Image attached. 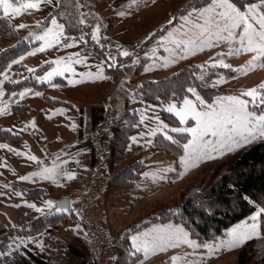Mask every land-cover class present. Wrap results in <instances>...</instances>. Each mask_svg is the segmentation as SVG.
<instances>
[{"label": "rangeland", "instance_id": "rangeland-1", "mask_svg": "<svg viewBox=\"0 0 264 264\" xmlns=\"http://www.w3.org/2000/svg\"><path fill=\"white\" fill-rule=\"evenodd\" d=\"M81 1L77 18L92 24V49L83 48L88 44L85 39L73 41L64 32L60 18L67 17L66 3L0 0V19L9 29L0 24V53L27 39L38 40L27 51L22 50L23 54L5 62L0 73V95L5 94L3 83L7 80L46 84L38 92H30L31 88L18 92L16 101L27 106L25 114L5 110L9 103L0 100V124L9 125L8 129L23 137L17 147L22 149L21 155L16 149L0 161V239L11 236L10 229L27 218L57 213V188L46 194L45 189L35 188V180H53L51 167L64 155L57 154L59 137L64 148L81 135L79 141L93 137L95 156L88 170L81 165L80 180H93L90 187L95 197L105 186L111 201L101 211L106 210V222L114 233L122 230L110 237H102L105 233L98 232L100 229L89 231L87 239L92 244L97 242L95 233L101 237L100 246L91 248V255L97 258L95 264H107L121 255L118 244L127 232L128 246L139 255L133 264H235L243 245L259 237V211L206 242L191 237L179 223L161 221L158 213L170 211L192 192L204 190L213 182L211 175L226 160L248 144L264 140V49L250 50L252 45L264 43V0H242L240 5L233 0ZM119 58H129L134 67L124 69L117 80L106 67L111 65L113 70ZM189 67L218 71L205 85L222 90L220 94L200 104L196 93L179 102L155 103L141 97L142 83L161 80ZM114 87L116 95H121L113 104L109 95L114 97ZM45 96L66 104H50ZM112 107L117 111L135 109L140 123L128 136L122 164L140 160L144 166L123 203L106 189L118 163L109 159L110 127L104 124ZM102 111L103 119L91 124L90 131L89 115ZM166 115L176 118L179 126L173 127L175 130L189 134L180 155L150 150L154 136L167 128ZM9 181L15 191L6 186ZM24 187L42 192L27 195L35 198L32 210L36 214H25L26 202L21 204L23 209L20 206L16 194L22 196ZM67 196L68 219L40 232L43 240L47 236L68 240L73 232L77 235V226H89L83 214L75 212L77 208L85 210L87 195L83 193L77 202V192ZM10 207H15L17 213L10 212ZM93 219L92 226H102L103 218ZM132 234L137 250L129 240ZM49 245L57 253V246Z\"/></svg>", "mask_w": 264, "mask_h": 264}, {"label": "trees", "instance_id": "trees-1", "mask_svg": "<svg viewBox=\"0 0 264 264\" xmlns=\"http://www.w3.org/2000/svg\"><path fill=\"white\" fill-rule=\"evenodd\" d=\"M81 2V0H60V4L66 3L68 6L66 9L67 17L60 18V21L64 32L73 41L85 39L88 44L83 48L92 49L93 45L89 43L92 24L79 21L77 18L78 11L82 8ZM233 2L240 5L242 0H233ZM261 10L264 14V9L261 8ZM0 24L1 27H6L9 30L7 22L1 20ZM26 41L11 46V48L0 53V73L15 56L23 54L24 51L38 43V40L27 39ZM117 60L119 63L117 67L112 70L110 65L106 67V70L112 77H117L116 79L119 80L117 75L121 74L124 69L134 66L129 58ZM219 71H223V69L219 68ZM213 73L219 72L211 68L201 70L199 67L183 68L161 80H150L142 83L139 87V93L144 100L155 103L166 100L179 102L185 96L192 94V96L198 94L197 102L199 104L201 101L209 102L222 91L205 85L215 77ZM45 85L44 82L34 84V82L29 83L22 79L15 82L7 80L4 82L5 101L9 103L11 111L21 115L25 114L24 111L27 106L25 104L18 105L16 101L18 92L23 88H31L30 92H33L32 90L39 91ZM113 89H115L113 91L115 95L114 97L109 95V99L114 104L121 93L118 92L119 95L117 96L118 90L116 91V87ZM45 100L53 105L66 104V102L48 96H45ZM166 116L167 128L154 136L150 143V150L180 155L189 139V134L187 131L175 130L173 127L179 126L176 118L171 115ZM104 122L110 127L109 159L121 162L122 150L128 141L129 134L139 127L138 111L135 109L117 111L116 108L112 107L106 114ZM21 139L20 134L0 128V143H17ZM115 166L118 167L113 171L106 189L111 192L110 194L117 196L119 203H123L127 200L131 187L140 177L144 164L140 160H134L120 165L117 163ZM211 176L213 182L204 187V190L192 192L190 197L170 211L159 212V219L161 221L170 219L179 223L191 237L199 242H206L218 238L229 227L259 211L257 219L259 237L249 240L243 245L235 264H264V140L255 141L245 146L238 154L226 160ZM21 190L29 196H34L37 192L42 193L38 189L25 190L21 188ZM69 214L68 208L65 210L58 209L57 213L51 212L34 218H27L19 226L10 229L9 233H12L11 235L35 236L53 226L54 223L57 225L63 223L65 219H68ZM127 234L128 232L122 234L120 245L118 244L122 249L121 255L111 259L107 264H133L139 258V255L135 254L134 250L128 246ZM49 244L57 246V253L52 251L53 248ZM66 245L67 240L60 238L55 240L47 236L41 242L40 247L45 263L60 264ZM157 264L164 263L158 262Z\"/></svg>", "mask_w": 264, "mask_h": 264}, {"label": "crops", "instance_id": "crops-1", "mask_svg": "<svg viewBox=\"0 0 264 264\" xmlns=\"http://www.w3.org/2000/svg\"><path fill=\"white\" fill-rule=\"evenodd\" d=\"M222 24H223L222 21H220L219 25H222ZM200 25L201 26L205 25V22L203 24H199V27ZM234 40L235 39H233V41ZM215 46L217 48V45ZM239 47H243V46L241 45ZM242 49L244 50V48ZM253 49L255 51L258 50L259 52H262L264 49V43H261L259 47L258 46L254 47L252 45V48L250 50L254 51ZM3 88H4V83H3ZM0 100H4V101L6 100L5 94L3 95L2 93L0 95ZM4 106H1V108H2V112L5 114ZM7 106L8 108L5 110L11 111V109L9 108V105ZM12 112L14 111H11V113ZM94 115L95 116L89 115V118L91 119L90 124H89L90 131H91V124L96 125L97 123H99L104 117V112L103 111L97 112ZM17 122H19V120ZM7 126L9 125L0 124V128L7 129L12 132V130L8 129ZM37 126L38 124L36 125V127ZM37 128H40V127L38 126ZM108 134L109 133H107V136ZM79 138L77 139V141L69 145L67 144L68 146L66 145V147L62 148L60 144L63 139L59 137L58 140L60 142L57 146V154L63 153L64 155L63 156L60 155L62 156V158L59 159L58 163L55 164L53 168L51 167V177L53 178V180H44V179L35 180V184H34L35 188L45 189L47 191L46 194H49L48 193L49 189L51 190V189L57 188V200L65 198L69 201L67 194H74V192H77L78 197H76L75 199V201L77 202L79 201L83 193L87 195L86 196L87 204H86L85 210L83 211L77 208L75 212L78 214H83V217H85V220L88 221L87 223L89 226L87 227L77 226L75 230V232H77V235H75V233L73 232L71 237H69V239L67 240V245L61 257L60 264H95L94 261L97 258L91 255V248H92V245H94V247L100 246L98 244V241L101 239V237H99L98 233H95L96 239L95 238L94 239L97 242L93 241V244H92V241L90 239H87L89 237L88 236L89 231L91 232L92 228L96 229V231L100 229L98 232L102 231L105 233V235L107 234V236L102 235V237H110L111 235L112 236L118 235V233L122 231V230L117 231L118 233L115 232L117 233L115 234L111 228L110 223L108 221L106 222V218H107L106 210L103 209V211H101V208H103V205H107V202L111 201L109 199V194L104 190L105 186L103 187V190L101 191V193H97L100 195H97L95 197L90 187L93 180H80L81 165L85 166V170H88L91 167L92 159L95 156V150H94L95 141L93 140V137L84 139L83 141H79ZM22 139L17 143L1 142L0 143V161L5 156V154L7 155L10 151L16 150L19 143L22 141ZM89 139L91 142L89 141ZM16 152H18L17 155L20 156L22 149L18 148ZM36 158H39V157L36 155ZM37 162H38V159H37ZM122 162H123V158L121 162H118L119 165ZM57 165L59 166L58 169H57ZM117 167H113V169ZM36 168H37V163H36V166L34 167V170ZM10 183L11 182L9 181V182H6L5 184L10 191H15L9 187ZM77 185L79 186V189H77ZM15 189H18V188H15ZM23 189L26 190L28 188L24 187ZM21 195L22 196H18V194H16V197L20 199L19 203H20L21 208H22V205H21L22 202L23 203L26 202V206L24 207L26 209H23V208L22 209L25 211V214H32L33 213L32 201H34L35 198H31L27 196L25 193H22ZM29 200L31 202H28ZM9 209H10V212H16L15 210H17L15 207H10ZM69 209H70V202H69ZM18 214L21 216L22 213L19 212ZM33 214H36V213H33ZM93 217L103 218V220L101 221L102 226L100 227L92 226ZM136 231L138 232L140 231V229ZM133 234L130 236L129 240L131 241V245L133 246V248H135V242L133 241ZM42 239L43 237H41L40 235H35V236L34 235H27V236L11 235L7 238L0 239V264H46L42 256L41 249H40Z\"/></svg>", "mask_w": 264, "mask_h": 264}, {"label": "water", "instance_id": "water-1", "mask_svg": "<svg viewBox=\"0 0 264 264\" xmlns=\"http://www.w3.org/2000/svg\"><path fill=\"white\" fill-rule=\"evenodd\" d=\"M56 208L62 209V210L68 209L69 208V201L65 198L58 200L56 202Z\"/></svg>", "mask_w": 264, "mask_h": 264}]
</instances>
